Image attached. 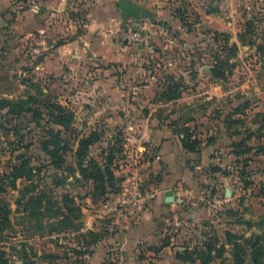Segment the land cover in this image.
<instances>
[{
    "label": "rangeland",
    "instance_id": "obj_1",
    "mask_svg": "<svg viewBox=\"0 0 264 264\" xmlns=\"http://www.w3.org/2000/svg\"><path fill=\"white\" fill-rule=\"evenodd\" d=\"M118 1L0 0V100H26L30 95H39L40 101L49 99L67 108L75 118L70 130L63 132L65 137L72 140L70 148L72 147V150L75 148L76 137L97 130L102 139L93 146V156L90 157L100 162L107 157L108 147H115L116 143L124 149V153L118 157L123 155L127 157L126 152L139 146H145L148 151L144 141L138 143L139 137L145 130L142 121L157 118L158 123H162L169 117V113L165 111L158 113L149 110L150 105L156 101V94L163 91L166 83L165 69L163 66L157 67V64L161 63V57L166 56L167 51L163 46L167 44V40L176 36L175 34L177 37L181 36V33H166V27L163 25L165 17L159 16L157 9L159 5L150 3L149 0L146 2L140 0L141 6L152 10L155 15L156 23L150 26L149 20L125 21L119 13ZM240 1L243 4L241 13L237 17L236 29L239 49L235 58L231 60L233 67L232 75L229 76L233 79L227 77L221 82L224 88L232 90V95L226 96L224 101L212 103L221 111L216 113L219 120L222 115L228 113V107L231 105L235 107L249 99L252 102L251 107L260 108V103L264 102V54L260 55V48H264V0H251L246 4L245 0ZM102 9L109 14L107 16L100 14ZM107 18L109 20L105 26H110V38L122 44H131L123 35L127 24L132 23L131 25L151 34L150 44L154 46V52L145 49V52L140 54L143 61L139 69H143L144 73L140 70L130 73L123 66L112 68L97 60L98 58L96 59V56L86 49L85 43L94 42L99 33V30L88 33L90 26ZM221 18L225 19L224 16ZM189 19L187 22L192 26L193 31L188 32L185 38H190L192 43H199L200 46L197 49L193 48L192 51H185L184 57L227 58L230 54L229 49L235 44L232 41L233 34L217 32L223 35L216 40V32L212 30L197 31L196 26L200 23L197 17H189ZM248 25L251 26V32L244 33ZM242 33H244L243 44L239 37ZM251 50L253 54L250 53ZM256 66H260V69ZM251 73L254 74V79L249 78ZM114 75L116 78H112ZM111 85L114 87L117 85L126 93L123 102L135 104L137 107L134 111L113 113L103 110V106L109 103L108 98L112 97L107 95ZM132 91L138 93L135 99H132ZM248 93L252 96L248 97ZM30 105L33 109H41L39 104ZM87 107H94L95 110L88 111ZM7 111L0 110V175H8L12 167L26 160L35 167L37 175L35 181L39 180L41 185L51 184L50 176L54 171L45 167L48 158L40 148V141L48 127L47 118L39 116L35 118L33 113L7 115ZM114 115H117L118 122L112 123L117 126H112L108 122ZM119 117L122 120H119ZM158 123L156 125H160ZM51 127L55 131L62 130L57 126ZM246 127L247 124L239 126V130L243 131L241 135H228L231 142H227L226 151L219 155L216 162L215 167L221 169L220 171H226L227 175L218 172L220 178L206 185L208 188L203 199L198 200L199 203L196 205L190 206V209L187 208L189 205H185L184 213L168 210L158 216L159 226L156 232L158 235H163L159 245L165 238L172 237L176 240L175 246H186L188 242L191 245L199 243L202 245L205 236L211 237L214 231L217 236L225 238L226 231L230 229L226 221H235V219L241 222L237 223V226L232 225L234 233L248 238L253 236L254 239L261 236V243L264 245V207H262L264 201L256 196L257 189L254 185L249 187V191L244 190L245 180L254 184L264 183V154L261 160L254 154V157L257 156L256 159H252L251 164L247 162V167L244 166L247 155L237 157L233 154L236 150L232 147L233 143L250 134L245 131ZM15 131L17 134H14ZM134 140L138 141L133 143ZM242 149L244 148H239L237 151ZM141 160L143 168L137 174L145 182L147 181L146 183L153 184L158 167H152L153 160L148 154ZM66 161L68 165H73V152L66 154ZM133 166L136 167V164L133 163ZM3 184L4 188L1 187L5 193H0V197L12 210L11 225L5 229L3 236L0 234V251L5 252L7 264H76L72 252L75 249L74 237L80 241L78 236L86 233L87 224L93 221L89 218L90 214H83L81 225L76 231L59 236L48 234L45 227L52 220L41 219L39 215H30V209L26 212V206H33L28 203L30 194L24 197L22 194L27 182L19 180L16 189L8 187L6 181H3ZM89 186L76 182L73 177L65 183L66 189L76 195L82 208L86 204ZM195 208L200 210L198 217L191 214ZM233 208L239 210L236 218L229 212V209ZM248 221H251L252 226L246 223ZM109 234L105 232L106 238L103 242L90 248L106 253L99 259L101 264H112L118 258L121 259L119 263H131L132 260L138 262L140 253L150 247L148 242H142L122 250L121 246L117 245L118 242L109 240Z\"/></svg>",
    "mask_w": 264,
    "mask_h": 264
},
{
    "label": "crops",
    "instance_id": "obj_2",
    "mask_svg": "<svg viewBox=\"0 0 264 264\" xmlns=\"http://www.w3.org/2000/svg\"><path fill=\"white\" fill-rule=\"evenodd\" d=\"M130 1L141 6L140 0ZM142 1L146 2V0ZM149 1L150 3L157 4V6L159 5L157 8L159 16H164V24H167V26L165 25L166 33H181V36L179 35L177 37V34H175L176 36L167 40V44L163 46L164 50L167 51L166 56L161 57V63L157 64V67L163 66L165 69L164 79H166V90L170 93L174 90L173 85H177L178 88L175 91L178 96L172 100L163 101L158 98L162 91L156 94V101L149 107L151 112L159 113L165 111L169 113V117L162 122L165 125L158 123L157 118L142 121L145 127L144 134L139 137V141H133V143L138 141L140 144L144 141L147 144L148 151L144 148L145 146L139 147L145 149L147 151L146 154L150 155V158L153 160L152 167H158L155 172L156 179L152 185L159 190V193L148 210L140 216L117 208L118 196L113 193L108 194L105 201L100 200L96 203H93L87 198L86 204L82 209L83 214H90L89 218L93 220L90 224H87L86 232L88 230L98 232L102 226L104 227L102 229L103 231L110 233L108 235L109 240L118 242L117 245L121 246L122 250L136 246L137 243L142 244V242H148V246L150 247L140 253L138 262L132 260L131 263H119L121 259L118 258L112 264H188L178 260L177 254L182 253L187 248L192 250L196 245H200V243L191 245L188 242L186 246H175L176 240L172 237L165 238L164 242L159 245V242H162L163 235H158L156 232L159 226L158 216L164 212H168V210H177L181 212L180 214L184 213L185 205H189L187 208L190 209V206L199 203L198 200L203 199L205 192H207L208 184L220 178L218 172L213 173L208 169L215 167L219 155L226 151L227 142H231V139H228L229 132L223 121L232 112L234 105H231L232 108L231 106L228 107V113L222 115L221 120H219V116L216 113H220L221 111L212 103L224 101L226 96L232 95V90L224 88L222 83L217 82L213 78L212 71L214 62L212 58L199 56L184 57L185 51H192L193 48L197 49L200 44L192 43L189 40L190 38H185L188 36V32L185 30L186 28H184L177 14H184L188 20H190L189 17H197L200 22L196 26L197 31L208 29L213 32L233 34L232 41L237 44V17L241 13V5L243 2L240 0H225L224 2H220L222 0ZM247 1L251 2V0H245V4ZM100 14L107 16L109 12L102 9ZM222 16L225 19L221 18ZM107 20L109 19H102L90 26L88 33L98 30L99 33H97L94 42L85 43L86 49H89L96 56V59L98 58L97 60L110 65L112 68H120L123 66L130 73L136 70L144 73V70L139 69V67L143 61L140 54L145 52V48L140 45L122 44L120 41H115L114 38H110V26H105ZM149 24L150 26L153 25L152 23ZM252 52L253 50L250 51L251 54H253ZM230 63H232L231 60ZM259 67L256 66L257 69H260ZM254 74L251 73L249 78L254 79ZM115 75L112 78H116ZM228 78L230 80L233 79L231 77ZM107 92V95L112 97L108 98L109 103L103 106V110L119 113L134 111L136 109L137 106L135 104L123 102L126 93L119 89L117 85L116 87L111 85ZM135 95L138 96V93L132 91V99H135ZM249 96H252V94L248 93ZM87 108L88 111L95 110L94 107ZM259 112H264V102L260 103V108L252 106L246 110V116L244 118L247 121V126L251 129V133H255L247 143L249 147L253 148L252 152L245 157L249 159V164L257 156L258 158L260 157V160L263 159L264 154V136L257 137V132L261 124L254 125L252 123L254 116ZM116 119L117 115H114L108 122L112 126H117L112 123L118 122ZM118 119L122 120L121 117ZM157 123L160 125H156ZM185 128L193 132L194 138H198L203 142L200 153L188 152L184 149L182 140L184 138L183 129ZM208 140H211L212 143L207 144ZM93 148H91L90 154L92 156ZM254 154L257 156L254 157ZM116 176L118 177L117 172ZM244 190L249 191V188H244ZM169 191H173L174 193L173 202L167 201L168 196L166 194ZM258 199L264 201L263 197H258ZM232 210L235 212L239 211L235 208ZM192 213L193 216L198 217L200 210L195 208L192 210ZM226 222L230 227L229 231L235 232L232 225L237 226L238 221L235 219V221L227 220ZM250 222L248 221L246 223ZM245 227L247 230L246 225ZM103 240L99 243H102ZM221 240L225 241V238H221ZM164 243L167 246L163 247ZM90 248L88 246L81 249L75 243V249L72 252L74 253L73 256L76 264H101L99 259L104 256L105 252ZM132 254L135 255L136 253L132 252ZM196 264L201 263L197 262ZM210 264H221V260H215Z\"/></svg>",
    "mask_w": 264,
    "mask_h": 264
},
{
    "label": "trees",
    "instance_id": "obj_3",
    "mask_svg": "<svg viewBox=\"0 0 264 264\" xmlns=\"http://www.w3.org/2000/svg\"><path fill=\"white\" fill-rule=\"evenodd\" d=\"M178 17L183 23L187 32L193 31L192 26L187 22V17L178 13ZM109 19V18H107ZM164 26L167 24H163ZM251 32V26H247L244 33ZM244 33L240 34V41L244 43ZM223 34L215 33L216 40ZM229 39L228 36H226ZM227 42V41H226ZM251 45V43H249ZM239 49L237 44H233L229 49L230 54L227 58L214 56L212 61L213 65V78L217 82H224L227 77L232 75L231 68L233 67L230 60L235 58L236 52ZM264 54V48H260V55ZM173 91L168 93L165 86L163 92L158 98L163 101L172 100L178 96V86L173 85ZM39 104L41 109H33L30 104ZM252 102L246 99L240 105L233 108L224 119V125L227 128L229 135H241L243 131L239 130L240 125L247 123L245 116L246 110L250 109ZM0 110H8L7 115H22L24 113H33L36 117L47 118V125L44 136L40 141V148L48 158L47 168H52L54 174L50 176L52 183L41 185V182L35 181L36 170L35 167L30 165L29 161L24 160L20 165L11 168L8 175H0V193H5L3 189V181L8 183V187L12 189L17 188V182L19 180L26 181L27 185L23 190V197L30 194L29 201L32 207L26 206V212L30 209V215H39L41 219L48 218L52 220L47 223L45 227L48 234L59 236L66 232H72L78 230V226L81 225L83 210L81 205L77 201L76 195L66 189L65 183L69 178L73 177L76 182H81L83 185H90L87 187L89 198L93 203L98 201H105L108 194H118V184L120 179L116 176L117 163L124 160L126 156H120L123 152V147H119L116 143L115 147L109 146L107 149V157L102 161H97L90 157L91 148L99 143L102 139L101 134L97 130H93L89 133H84L75 139V148L72 150L70 144L72 140L69 137L63 135L64 130L69 131L75 122L74 114L67 108L60 104L52 102V100L40 101L39 95H30L28 99L24 100H11L1 99ZM45 111V113L43 112ZM252 123L261 126L258 129L257 137L264 136V112L257 113ZM51 126L60 127L62 130L55 131ZM233 130V131H232ZM245 131L250 133L243 137L239 142L233 143L232 147L236 150L233 154L237 157H244L252 152L251 147L248 146V141L255 135L251 133L250 127H246ZM184 138L182 144L184 149L188 152L200 153V149L203 142L194 138L193 132H190L188 128L183 129ZM14 134H17L15 131ZM212 141L208 140L207 144H211ZM239 148H244L241 151H237ZM69 152L74 153L73 165H68L66 161V154ZM248 158L244 159V166L247 167ZM213 173L222 172L227 175L226 171H220L221 169L211 167L208 169ZM244 188L248 189L254 185L257 189L256 196L264 198V183L254 184V182L245 180ZM3 188H2V187ZM57 192L59 194H57ZM32 194V195H31ZM233 216H237L238 213L230 209L229 211ZM12 210L9 204L0 197V234L3 236L5 229L11 225L10 214ZM241 221H238V223ZM252 226L251 223H247ZM43 226V225H42ZM101 226L100 231L88 230L83 235H79L80 241L75 237L76 246L83 249L84 247H95L99 242L105 238V232ZM214 234L210 237L206 235L202 245H196L192 250L186 249L182 253L177 254V259L188 264H210L215 260H221V264H264V245L261 243L262 237H245L234 233L232 231H226L225 241H222L219 236ZM90 237V240H89ZM167 246L164 243L163 247ZM81 252V251H79ZM6 254L0 251V264H7ZM250 262H247V261Z\"/></svg>",
    "mask_w": 264,
    "mask_h": 264
},
{
    "label": "built area",
    "instance_id": "obj_4",
    "mask_svg": "<svg viewBox=\"0 0 264 264\" xmlns=\"http://www.w3.org/2000/svg\"><path fill=\"white\" fill-rule=\"evenodd\" d=\"M131 24H127L123 32L125 40L131 44L140 45L149 52H154V46L150 44V40L152 39L151 34ZM125 154L127 157L119 161L116 168L118 178H120L117 208L140 216L156 200L159 190L154 185L146 183L147 181L145 182L137 174L143 166L141 159L146 155V150L139 147ZM133 163L136 164V167L133 166ZM130 173L131 175H129Z\"/></svg>",
    "mask_w": 264,
    "mask_h": 264
},
{
    "label": "water",
    "instance_id": "obj_5",
    "mask_svg": "<svg viewBox=\"0 0 264 264\" xmlns=\"http://www.w3.org/2000/svg\"><path fill=\"white\" fill-rule=\"evenodd\" d=\"M118 10L121 17L127 21L130 19L133 20H149L151 23L155 24L154 13L146 8L141 7L139 4L134 3L130 0H119L118 1ZM173 191L167 192L168 202H173Z\"/></svg>",
    "mask_w": 264,
    "mask_h": 264
}]
</instances>
